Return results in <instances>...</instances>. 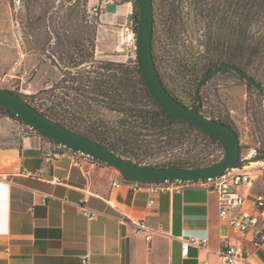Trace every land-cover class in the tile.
Masks as SVG:
<instances>
[{
  "label": "rangeland",
  "instance_id": "1",
  "mask_svg": "<svg viewBox=\"0 0 264 264\" xmlns=\"http://www.w3.org/2000/svg\"><path fill=\"white\" fill-rule=\"evenodd\" d=\"M133 1L101 0L98 3L100 11L98 14H93L88 11L89 0H0V64L5 71L15 75L11 83L1 86L31 99L30 96L40 89L58 85L63 79L62 85L72 86V81L65 82L68 76H79L84 79L91 74V71L103 72L100 66L108 61L121 63L136 59V56L129 57L127 54L128 50L134 49L131 34L122 35V29L126 23V12H128L124 7L130 10L127 17L129 23L135 11ZM215 2L216 0H197L196 3L195 0L155 1L157 19L155 53L161 61L162 71L166 72L165 80L168 86L189 103H194L195 99L186 93L193 91L198 79L204 75L205 70L213 66L217 59V57L211 59L206 50L207 39L213 36L221 38L228 35L230 31L232 35L230 6L228 5L226 9L225 2L224 16L228 21L224 23L222 31L214 20H210L209 12L206 11L215 7ZM172 3L179 17L174 41L167 40L162 33V16L170 12ZM79 10H81L82 18L91 20L90 24L97 26L95 34L87 27H83L81 40L78 38L80 33L77 32V29L80 30L81 27L76 25ZM227 11L228 14L225 15ZM52 22L53 26L50 25ZM246 23L242 31L249 32L250 40H260L263 44L261 57L249 70L261 80L264 86V15ZM232 38L235 39L234 34ZM82 50L85 53L92 52V62L76 67L70 58L83 55ZM193 56L200 59L199 70L195 75L196 78L186 79L179 71V60L182 58L185 60L184 63L189 64ZM53 59L56 60V65ZM184 70H188L187 65ZM63 92H67L69 96H64ZM72 92L59 87L56 93L57 96L65 97L66 100L76 97L79 104L85 100ZM75 102L72 103L74 108ZM204 104L206 114L225 118L233 124L240 137L242 157L250 152L249 157L251 154L253 156V151L255 154L260 153L258 148L264 147V96L262 98L240 76L229 72L220 73L205 86ZM94 107L95 118L115 122L121 117L117 112L108 111L102 106ZM81 114L84 120H88L87 111ZM30 131L27 124L0 113V147L18 145L22 134ZM144 138L150 137H139L138 145H130L129 147L133 148H129L128 153L130 158L144 164L168 163L169 159H182L184 163H204L219 159L224 154V149L222 150L215 143H210L198 132L191 133V139L196 141L194 143L196 150H192L189 146L191 142L188 143V141L181 145L182 148L171 152L168 149L160 147L159 149L156 145H153L152 150H148V146H139L144 143ZM259 161L261 162L248 168L253 170L254 175L259 174L256 188L263 191L264 168L262 170L259 168L264 166V163L262 160ZM117 172L121 173L119 170Z\"/></svg>",
  "mask_w": 264,
  "mask_h": 264
},
{
  "label": "crops",
  "instance_id": "2",
  "mask_svg": "<svg viewBox=\"0 0 264 264\" xmlns=\"http://www.w3.org/2000/svg\"><path fill=\"white\" fill-rule=\"evenodd\" d=\"M48 151L63 150L34 131L0 147V177L11 181L0 178V264H82L83 255L91 264H228L215 252L232 235L216 193L188 187L159 194L149 207L152 195L117 185L114 167L93 159L76 165L70 152L45 167ZM84 206L98 215H84ZM140 219L159 230L151 241L135 232ZM192 236L207 238L209 249L193 245L184 256L183 240ZM246 264H264V246Z\"/></svg>",
  "mask_w": 264,
  "mask_h": 264
},
{
  "label": "trees",
  "instance_id": "3",
  "mask_svg": "<svg viewBox=\"0 0 264 264\" xmlns=\"http://www.w3.org/2000/svg\"><path fill=\"white\" fill-rule=\"evenodd\" d=\"M153 1L155 5L156 0ZM196 2L197 0H195V3ZM133 3L135 7L133 19L136 22L137 29L139 24L140 8L135 0ZM170 8V12L162 16V33L164 34V38L174 41V34L176 33L177 28L176 31L172 28L171 20L176 21L179 17L175 12L176 7L174 6V3L170 5ZM206 12H210V10ZM263 15L264 0H237V54L235 56L231 54L232 43L234 41L231 31L228 33V35H225L221 38L216 36L208 38L205 43L206 50L210 54L211 59L217 57L213 66L211 67H215L214 65L220 61H227L238 65L251 74L249 68L257 64V59H259L263 53L261 48L263 44L260 42V40H250L248 36L249 32L242 31V29H244L247 21L253 20L254 18H261ZM82 17L81 10H79L76 18V25L77 27H81L80 30L77 29V32L80 33V36L78 37L80 40L83 39L81 36L83 27H87V29L93 34L97 32L96 24H90L91 20L88 21ZM52 24L53 22L50 25ZM156 34L157 19L155 7L153 53L157 68L167 89L178 100L188 106L193 107L198 102L195 96L196 87L205 74L198 79L193 91L186 93L188 96H191V98L195 99L194 103L191 104L180 98L168 86L165 80L166 72L162 71L161 61L158 60V57L155 53ZM244 35H246V37ZM228 36L229 38H227ZM92 38L94 37L92 36ZM92 46H94V43H92ZM81 52L83 55H78L77 57L72 58L69 57L71 62L76 67L82 66L87 62H92V52L89 51L88 53H85L83 50ZM53 61L54 65H56V60L53 59ZM184 62L185 60L180 58L179 71L182 76L186 79L196 78L195 75L197 74L200 65L199 57L193 56L189 61V64ZM186 65L188 66V70H184ZM100 69H102L103 72L91 71V74H88L84 79L83 77L79 78V76H68V79H65V82L72 81V86L70 84L67 86L62 85L64 82L63 79L60 83H58V85L54 84L51 88L39 90L36 94L30 96L31 99L24 98L22 95L21 96L50 118L64 126L84 134L90 139L100 143L112 152L131 162L157 167H198L214 163L224 155L223 154L219 159L204 163H184L182 162V159H169L168 163L144 164L143 162L135 161L134 159L130 158L128 154L129 148L133 147L129 146L132 144L138 145L139 137H150L148 139L144 138V143H141V145L139 144V146H148V150H152L153 145H156L157 148L160 147L162 149H168L169 152H171L178 148H182L181 145L185 141H188V143L191 142L189 146L192 147V150H196L197 147L196 144H194L196 141L191 139V133L193 134L198 132L204 136L206 140L210 141V143L219 145L222 150L224 148L216 138L202 131L196 126L173 116L158 104L146 86L137 59L121 63L108 61L107 63L102 64ZM93 73L96 75L93 76ZM251 75L255 77L253 74ZM257 80L260 81L261 85L263 86L261 80ZM247 85L254 89L263 98V95L258 92L257 89L248 83ZM59 87H63L68 92L72 90L75 94L82 96V98L85 100L82 99L83 101L81 100L82 102L79 104L77 103L79 101H77L76 97H71L67 100L65 97L60 98L56 93ZM64 96H69V94L66 92L64 93ZM73 102L76 104L75 108L72 106ZM95 105L102 106L108 111H115L121 117H119V119L115 122L105 121L103 118H95L93 114V108H95ZM78 110L81 111L79 112ZM85 111L88 113V120H84L85 118L81 114ZM199 111L207 117L227 123L234 127L233 124L225 118L208 115L204 112L203 108H201ZM0 113H4L14 119H17L21 123H24L20 118H18L14 113L5 107L0 106ZM141 141L142 140L140 139V142ZM189 148H187V150ZM262 149L263 147L258 148L259 151H262ZM193 158L194 157H192V159Z\"/></svg>",
  "mask_w": 264,
  "mask_h": 264
},
{
  "label": "water",
  "instance_id": "4",
  "mask_svg": "<svg viewBox=\"0 0 264 264\" xmlns=\"http://www.w3.org/2000/svg\"><path fill=\"white\" fill-rule=\"evenodd\" d=\"M140 8L136 31V59L146 86L168 113L178 117L216 138L224 148V155L216 162L198 167H157L128 161L84 134L50 118L13 90L0 88V106L9 109L29 127L55 143L68 147L119 170L128 181L161 182L207 180L227 170L264 159V150L252 157L241 155L240 137L231 125L203 115L200 91L211 76L223 69L235 71L244 81L264 96V87L255 77L236 64L223 62L201 79L195 95L199 103L191 107L178 100L165 86L153 53L155 6L153 0H135Z\"/></svg>",
  "mask_w": 264,
  "mask_h": 264
},
{
  "label": "built area",
  "instance_id": "5",
  "mask_svg": "<svg viewBox=\"0 0 264 264\" xmlns=\"http://www.w3.org/2000/svg\"><path fill=\"white\" fill-rule=\"evenodd\" d=\"M88 11L93 14H98L100 11L99 4H88ZM130 22L126 21L122 29V35L131 34L134 49L128 50L127 54L130 57L136 56V22L133 17ZM137 31V29H136ZM15 75L5 71L0 64V88L8 83H11ZM14 91V90H13ZM28 126V125H27ZM31 131L38 135L40 133L28 126ZM44 137V136H43ZM63 151L47 152L45 157V167H48L52 161L64 152L72 153L74 163L81 165L83 159L94 158L80 152H75L68 147L57 144ZM251 153V152H250ZM249 153V154H250ZM249 154L243 158L249 156ZM253 155L255 152L253 151ZM261 162V161H260ZM264 163V159L262 160ZM264 166L259 169L262 170ZM119 181L115 183L121 185L123 183L131 184L134 191H147L152 197L148 202L149 207H153L157 203V197L161 193H181L188 187H204L211 193L218 195L219 215L231 228L232 235L225 234L223 237L222 246L215 252L222 262L228 264H246L250 262V258L254 250H258L264 246V190H257V180L259 174L254 175L253 170L244 164L240 167H235L227 170L224 174L209 178L207 180H174V181H161V182H141V181H128L120 173ZM2 180L11 182L9 176L4 174L0 177ZM98 211L87 208L84 206L83 214L94 218L98 215ZM135 232L142 234L148 241H151L153 234L159 232L149 226L145 220H135ZM207 238H200L192 236L189 239H184L182 244V252L184 256L189 255L191 246L209 249L207 246ZM250 244L253 249H249L247 245ZM82 264H91L88 255L82 256ZM202 264H208L204 261Z\"/></svg>",
  "mask_w": 264,
  "mask_h": 264
},
{
  "label": "flooded vegetation",
  "instance_id": "6",
  "mask_svg": "<svg viewBox=\"0 0 264 264\" xmlns=\"http://www.w3.org/2000/svg\"><path fill=\"white\" fill-rule=\"evenodd\" d=\"M224 2L226 4V9H228V5L230 6V14H231V30H232V36L234 34V41L232 43V48H231V54L233 56H235L237 54V0H230L228 2V0H216L215 2V7L213 8H210V12H209V17H210V20L211 21H215V23L218 25V28L222 31V27L224 25V23L226 21H228V19L224 16V9H223V5H224ZM176 12V11H175ZM177 13V12H176ZM228 14V11L225 13V15ZM178 20V19H177ZM177 20L175 21H172L171 20V26L172 28L176 31V28L178 27L177 25ZM220 31V32H221ZM221 37V35H220ZM223 62H227V61H220L219 63H217L216 65H214L215 67L216 66H219L221 65V63ZM230 63V62H228ZM234 64V63H232ZM215 67H209L205 72H204V76L205 77L208 73H210L212 70H214ZM245 70V69H244ZM233 73V74H236L238 75L235 71L233 70H230V69H223L221 70L220 72L216 73L215 75L211 76L210 79L203 85L201 91H200V94H201V99H202V103H203V106L201 108L204 109L205 107V104H204V88L205 86L207 85L208 82H210L217 74H220V73ZM248 72V71H247ZM249 73V72H248ZM239 76V75H238ZM202 77V78H203ZM196 96V95H195ZM197 98V97H196ZM198 102L197 104L199 103V99L197 98ZM192 104V103H191ZM195 106V105H194ZM200 108V109H201ZM199 109V110H200ZM264 150V147L262 149V151ZM259 151V150H258ZM262 151H259V152H262Z\"/></svg>",
  "mask_w": 264,
  "mask_h": 264
},
{
  "label": "bare ground",
  "instance_id": "7",
  "mask_svg": "<svg viewBox=\"0 0 264 264\" xmlns=\"http://www.w3.org/2000/svg\"><path fill=\"white\" fill-rule=\"evenodd\" d=\"M251 156H252V154H251ZM250 156V157H251ZM260 161H258V162H255V161H253V162H250L249 164H248V166L247 167H253V166H255L256 164H258Z\"/></svg>",
  "mask_w": 264,
  "mask_h": 264
}]
</instances>
